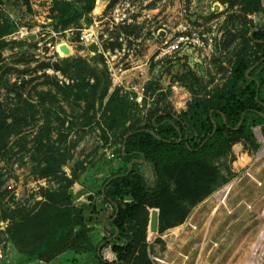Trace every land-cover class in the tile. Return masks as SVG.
<instances>
[{
	"label": "rangeland",
	"instance_id": "374dc122",
	"mask_svg": "<svg viewBox=\"0 0 264 264\" xmlns=\"http://www.w3.org/2000/svg\"><path fill=\"white\" fill-rule=\"evenodd\" d=\"M84 6L83 0H0V32L9 33L0 38V76L25 82L21 94L34 106L0 155V264H22L7 232L9 218L36 213L47 193L65 190L69 181L75 206L111 208L102 191L109 177L126 170L124 136L158 113L183 115L225 90L239 62L255 52L252 30L264 26V13L216 0H96L90 13ZM0 102L17 103L3 85ZM184 118L199 142L205 133L190 115ZM247 124L257 146L242 140L210 161L218 173L199 174L200 185L183 202L188 214L182 224L153 232L152 212L160 216L161 208L143 211L138 225L146 224L147 253L130 264H264V125L253 115ZM44 159L61 163V171L41 178ZM140 170L155 190L160 177L154 168L142 163ZM197 170L189 167L182 178ZM178 178L168 172L167 188L175 190ZM222 191L225 204L217 201ZM85 230L66 250V264H97L109 233L104 221ZM102 256L111 259L110 246Z\"/></svg>",
	"mask_w": 264,
	"mask_h": 264
},
{
	"label": "trees",
	"instance_id": "16d2710c",
	"mask_svg": "<svg viewBox=\"0 0 264 264\" xmlns=\"http://www.w3.org/2000/svg\"><path fill=\"white\" fill-rule=\"evenodd\" d=\"M216 1L231 8L241 6L249 13H264L262 0ZM83 2L85 6L82 11L90 13L96 0ZM6 35L9 33L0 32V38ZM250 40L255 52L250 60L239 62L225 90L195 102L183 115L158 113L124 136L120 157L127 163L126 170L109 177L102 191L103 199L111 208L102 210L90 204L75 206L67 190L73 184V181H69L65 190L47 193L46 202L36 213L26 217L12 215L7 232L10 240L19 246L20 252L30 259L51 261L73 247L76 240L85 237V227L104 221L109 236L101 241L97 264H130L140 257L145 259L146 224L138 225L143 211L147 207L161 208L160 232L182 224L188 214L183 202L190 200L200 185L199 174L211 176L218 173L210 161L228 155L233 145L242 140L257 146L247 121L253 115L264 125V26L252 30ZM24 83H10L3 75L0 76V85L14 93L17 100L13 108L0 102V155L6 151L9 140L21 134L23 122L26 125V120L31 117L29 113H32L34 106L21 94ZM45 96H50V93ZM189 115L195 120L198 131L205 133L199 142L191 137L184 118ZM50 131L47 129L46 135L49 136ZM262 131L264 133V127ZM42 143L40 145L47 146ZM49 152L50 149L46 154ZM43 161L41 178H49L62 169L61 163L54 166L50 159L49 162L46 159ZM142 163L150 164L160 177L155 190L144 182L140 170ZM194 166H198L200 172L193 171L182 178L185 170ZM170 171L179 173L175 190L167 188L164 182L165 175ZM2 186L0 175V191ZM211 191L197 194L190 201L191 205L202 201ZM125 197H130L132 201L123 203L121 200ZM132 224L131 230L128 226ZM108 246L117 257L114 262L102 256V249ZM141 263L146 264L144 260Z\"/></svg>",
	"mask_w": 264,
	"mask_h": 264
},
{
	"label": "crops",
	"instance_id": "0c3cea01",
	"mask_svg": "<svg viewBox=\"0 0 264 264\" xmlns=\"http://www.w3.org/2000/svg\"><path fill=\"white\" fill-rule=\"evenodd\" d=\"M100 249V248H99ZM99 251V250H98ZM102 253V251H101ZM110 253H111V259L108 260L110 262H114L117 260L116 255L112 252L111 247H110ZM69 253L66 252L65 254L59 255L58 257H56L55 259L51 260V261H45V260H37V259H30L28 256L26 255H22L21 256V263L22 264H66L65 260H66V256Z\"/></svg>",
	"mask_w": 264,
	"mask_h": 264
},
{
	"label": "water",
	"instance_id": "95a60500",
	"mask_svg": "<svg viewBox=\"0 0 264 264\" xmlns=\"http://www.w3.org/2000/svg\"><path fill=\"white\" fill-rule=\"evenodd\" d=\"M97 48L94 46L93 50H96ZM159 229V213L157 210H154L152 212V217H151V230L153 232L158 231Z\"/></svg>",
	"mask_w": 264,
	"mask_h": 264
},
{
	"label": "bare ground",
	"instance_id": "6f19581e",
	"mask_svg": "<svg viewBox=\"0 0 264 264\" xmlns=\"http://www.w3.org/2000/svg\"><path fill=\"white\" fill-rule=\"evenodd\" d=\"M221 194V195H220ZM220 196H218V199H217V201H218V203L219 204H225L226 202V197H227V195H228V193H226V192H224V191H222V192H220Z\"/></svg>",
	"mask_w": 264,
	"mask_h": 264
},
{
	"label": "built area",
	"instance_id": "2783aa9c",
	"mask_svg": "<svg viewBox=\"0 0 264 264\" xmlns=\"http://www.w3.org/2000/svg\"><path fill=\"white\" fill-rule=\"evenodd\" d=\"M4 254H5V253H4V250L1 248V249H0V257H1V258L4 257Z\"/></svg>",
	"mask_w": 264,
	"mask_h": 264
}]
</instances>
